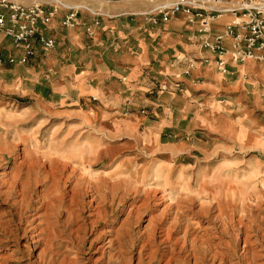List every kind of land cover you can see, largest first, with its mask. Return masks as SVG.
I'll return each instance as SVG.
<instances>
[{
	"label": "rangeland",
	"instance_id": "374dc122",
	"mask_svg": "<svg viewBox=\"0 0 264 264\" xmlns=\"http://www.w3.org/2000/svg\"><path fill=\"white\" fill-rule=\"evenodd\" d=\"M82 4L96 35L1 42L0 264H264V64L222 73L150 0Z\"/></svg>",
	"mask_w": 264,
	"mask_h": 264
},
{
	"label": "built area",
	"instance_id": "2783aa9c",
	"mask_svg": "<svg viewBox=\"0 0 264 264\" xmlns=\"http://www.w3.org/2000/svg\"><path fill=\"white\" fill-rule=\"evenodd\" d=\"M111 1V0H106ZM155 5L149 11L161 19L168 20L176 14L185 15L195 26V39L206 51L201 59L214 64L222 73L229 72V62L244 63L249 59L264 62V0H150ZM66 7L61 18L64 26H75L79 22L80 8L88 5H67L62 0H0V64L5 61L1 42L11 37L14 45L22 49L19 55H10L11 62H27L36 54L38 41L48 50L56 40L41 30L48 25L58 12ZM229 15L222 28L218 20ZM99 20L95 19V24ZM220 25V24H219ZM89 33L93 28L88 26ZM193 66V59H190Z\"/></svg>",
	"mask_w": 264,
	"mask_h": 264
},
{
	"label": "crops",
	"instance_id": "0c3cea01",
	"mask_svg": "<svg viewBox=\"0 0 264 264\" xmlns=\"http://www.w3.org/2000/svg\"><path fill=\"white\" fill-rule=\"evenodd\" d=\"M19 1H23V2H30V1H32V0H19ZM63 2H65L67 5H77V4H75V3H73V2H75V1H79V0H62ZM82 3H84V2H86V0H80ZM81 3V4H82ZM82 8H84V7H81L80 8V10L82 9ZM67 9H66V7H63L59 12H58V14H57V16L56 17H54V19L48 24V25H41V30H45L44 32L47 34V35H50V32L51 31H53L54 30V28L55 27H57L59 24L61 25L62 23H61V18H62V16H63V14L65 13V11H66ZM83 10H85V9H83ZM93 13L94 14H97L96 13V11H93ZM95 18V17H94ZM93 20V19H92ZM219 24H217V26H218ZM88 26H91V28H93V33H92V35L93 34H95V32H96V29H95V27H96V25L94 24H90V23H87V21H84L83 19H79V22L74 26V27H77L81 32H85V30L87 31L88 30ZM88 33H89V31H87ZM96 35V34H95ZM50 36H52V35H50ZM80 36V35H79ZM7 39H9V40H11L12 41V44H14V42H13V40H12V38L11 37H5L2 41H6ZM70 40L72 41V43L73 44H75V45H84V43H83V39H79L78 37H76L74 34H72L71 35V37H70ZM13 46H15V45H13ZM16 52L17 53H15V55H19V54H21L22 53V49H20V48H18V47H16ZM90 64V63H89ZM257 64H260V65H263L264 64V62L263 61H259V60H254V59H249V60H247L246 62H244V65H247V66H249V67H252L253 68V66H257ZM239 65V63H235V62H233V61H230L229 62V69L231 68V67H236V66H238ZM76 66L77 65H75L74 64V66L73 67H70V69H72V68H76ZM241 68L239 67V70H240ZM251 69V68H250ZM88 72H90V70H85L84 68L82 69V72L80 73V77H79V79H81V83H80V85H81V91L80 92H82V94H96V93H98V94H100V96L102 95V94H104V95H106L105 93H103V89H102V87H98V86H95V85H89L88 83H87V81H86V79L84 78L85 76H89V74H88ZM83 78V79H82ZM112 96V95H111Z\"/></svg>",
	"mask_w": 264,
	"mask_h": 264
},
{
	"label": "bare ground",
	"instance_id": "6f19581e",
	"mask_svg": "<svg viewBox=\"0 0 264 264\" xmlns=\"http://www.w3.org/2000/svg\"><path fill=\"white\" fill-rule=\"evenodd\" d=\"M178 222H176V221H173V222H171L170 223V226H169V228H168V230H167V236L169 237V235H171V231L173 230V228H176V227H178ZM191 225H192V222H190V221H186V223H184L183 225H181L182 226V228L183 227H185V234L184 235H186L187 234V231L189 230V228L191 227ZM181 232V231H180ZM177 233V232H176Z\"/></svg>",
	"mask_w": 264,
	"mask_h": 264
}]
</instances>
